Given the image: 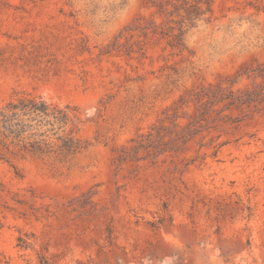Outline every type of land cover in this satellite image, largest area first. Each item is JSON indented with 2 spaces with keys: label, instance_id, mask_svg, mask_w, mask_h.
Here are the masks:
<instances>
[{
  "label": "rangeland",
  "instance_id": "obj_1",
  "mask_svg": "<svg viewBox=\"0 0 264 264\" xmlns=\"http://www.w3.org/2000/svg\"><path fill=\"white\" fill-rule=\"evenodd\" d=\"M164 1L0 0V108L67 107L84 146L0 147V264H264V0L183 49Z\"/></svg>",
  "mask_w": 264,
  "mask_h": 264
},
{
  "label": "trees",
  "instance_id": "obj_2",
  "mask_svg": "<svg viewBox=\"0 0 264 264\" xmlns=\"http://www.w3.org/2000/svg\"><path fill=\"white\" fill-rule=\"evenodd\" d=\"M168 12L173 26L166 33L170 46L183 49L186 27L210 11L211 0H165L160 4ZM231 96V101L240 100ZM224 98V97H222ZM73 123L67 107L61 108L39 96H25L0 108V147L13 156L26 155L49 164H64L84 148L76 131L68 129ZM233 264V263H225Z\"/></svg>",
  "mask_w": 264,
  "mask_h": 264
}]
</instances>
